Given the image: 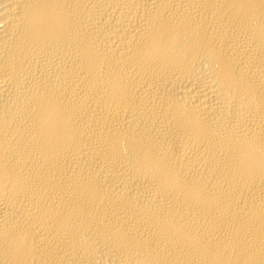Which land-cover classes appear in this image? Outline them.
I'll return each instance as SVG.
<instances>
[{
	"label": "bare ground",
	"instance_id": "obj_1",
	"mask_svg": "<svg viewBox=\"0 0 264 264\" xmlns=\"http://www.w3.org/2000/svg\"><path fill=\"white\" fill-rule=\"evenodd\" d=\"M0 264H264V0H0Z\"/></svg>",
	"mask_w": 264,
	"mask_h": 264
}]
</instances>
